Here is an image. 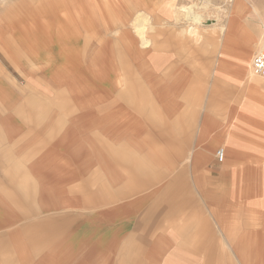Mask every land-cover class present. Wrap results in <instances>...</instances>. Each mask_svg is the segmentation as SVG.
<instances>
[{
    "label": "crops",
    "instance_id": "0c3cea01",
    "mask_svg": "<svg viewBox=\"0 0 264 264\" xmlns=\"http://www.w3.org/2000/svg\"><path fill=\"white\" fill-rule=\"evenodd\" d=\"M166 1L89 32L35 0L61 17L0 53V264H264V4L196 40ZM26 2L0 5L6 54Z\"/></svg>",
    "mask_w": 264,
    "mask_h": 264
},
{
    "label": "rangeland",
    "instance_id": "374dc122",
    "mask_svg": "<svg viewBox=\"0 0 264 264\" xmlns=\"http://www.w3.org/2000/svg\"><path fill=\"white\" fill-rule=\"evenodd\" d=\"M229 1L230 0H167L166 2L171 4L172 8L174 9L172 19H177L178 22H181V24L184 25V28L186 27L185 30H187V32H188V29L192 27L193 31L189 32L191 33L190 35H194L195 39L199 40V38L205 34L202 33V31L204 30H202L198 24H202V23L206 25L218 24V28L216 29H219L220 26L222 25H226V16H228V13H229V6H228ZM246 2L247 3L255 2L258 4L260 3L264 4V0H246ZM86 3H87V0H84L83 4L86 5ZM147 3H148V0H116V3L114 0H105L102 2V5L104 6L105 16L103 15L100 16L98 19H96L98 20L97 22L95 21V17L98 14V11H99L98 8L93 9L87 5L83 7L79 6L80 8H77L78 4L74 3L73 0H69V2H67L66 8L71 10L67 12L72 18H74L77 21L78 24L82 25L83 28L87 29L89 32H92L91 30L95 29L96 26H100V24L102 27H104V23H106L105 20H111V21H114V23H117L118 20L122 21L124 19H130V18L133 19L134 17L138 18V15H140V13L144 14V15H141V17L147 18L148 13H150V11L143 7V6L147 7ZM179 3H182V4H179ZM52 4L53 3H49V2L37 4L35 3V0H27L26 3H22L18 6H15L13 9L14 16H16V18H19L18 19L19 21H17V24L14 25L13 27L14 29L15 27L21 28V32H22L21 34L23 38L21 37L20 41H16L14 39H11L8 35H6L4 39L7 40V44H10L13 46L17 45L18 48L16 49V51H14V53H9V54L4 53L0 49V53L6 56L15 65H16V62H19L21 58H28L30 55H28L29 54L28 50L26 51L24 50L26 48L24 44L28 42L30 46L31 44L30 40L32 36L31 34H29V33H32L30 29L31 30L35 29V33H36L37 20L54 18V17L56 18L59 16L61 17L60 15L61 12L54 11ZM192 4L197 5L196 10L199 13H201L203 16L206 15L205 18L203 19V22L195 23L192 20H189V19L187 20V18L182 14L183 7H187ZM180 8L182 9L180 10ZM247 13L248 12L236 11L235 17L237 20H239L240 25L242 21L245 19V15ZM257 13L260 14L261 12H257ZM32 17H35V18H32ZM90 19L92 20L90 21ZM242 26H243V23H242ZM13 27H12V31H13ZM194 28H195V31H194ZM241 29H244V27L239 26L238 30H241ZM207 30L208 28L206 26L204 32L206 33L210 32ZM262 30H261V35L257 41V45L254 51L253 57L251 59L252 62H253L254 55L259 48L260 39L262 37ZM218 32L217 34L220 35V32L219 33ZM146 34H147V31H145V35ZM238 38L244 39V35L241 34V32H239ZM29 46L27 48H30ZM16 66L19 67L18 65ZM251 68H252V63H251L250 69ZM258 78L262 79L263 77L258 76ZM219 148H222V147H219Z\"/></svg>",
    "mask_w": 264,
    "mask_h": 264
},
{
    "label": "bare ground",
    "instance_id": "6f19581e",
    "mask_svg": "<svg viewBox=\"0 0 264 264\" xmlns=\"http://www.w3.org/2000/svg\"><path fill=\"white\" fill-rule=\"evenodd\" d=\"M97 1V0H96ZM231 2H232V4H234V9L233 10H235L234 11V13H235V15H236V11H242V12H248V3L246 2V0H230ZM100 2V1H99ZM3 3H5V0H0V5L1 4H3ZM98 3V2H97ZM196 5H191V6H187V7H183V9L182 8H180V10L182 9L183 11V15L187 18V20L189 19V20H192L193 22H199V23H201V22H203V19L205 18V16H203L201 13H199L197 10H196V7H195ZM103 7V6H102ZM255 8V7H254ZM104 9V8H103ZM61 10H63V9H61ZM65 11V10H64ZM129 11V10H128ZM180 12V11H179ZM61 13H62V11H61ZM177 13V12H176ZM146 14V13H145ZM141 15H144V14H141L140 13V15H138V17H141ZM177 15V14H176ZM64 16V15H63ZM147 16V15H146ZM241 16V15H240ZM177 17V16H176ZM182 17V16H181ZM142 18H144V17H142ZM146 18V17H145ZM148 18V17H147ZM207 22V21H206ZM107 23V22H106ZM6 24V23H5ZM241 27H243L242 26V23H241V25H240ZM253 29V28H252ZM244 30V29H243ZM139 31H141V30H139ZM191 31H193V30H191ZM255 32V31H254ZM141 34V33H140ZM243 35H244V33H243ZM245 36V35H244ZM249 69H250V66H249ZM251 70V71H250ZM249 71H250V73L251 74H254L253 76H255L256 74L254 73V71L252 70V68L250 69ZM247 76V75H246ZM256 76H258V75H256ZM258 78V77H257ZM253 79V78H252ZM259 79V78H258ZM260 80H262L263 82H264V77L261 79L260 78ZM259 83V82H258ZM254 107V106H253ZM262 179V178H261Z\"/></svg>",
    "mask_w": 264,
    "mask_h": 264
},
{
    "label": "built area",
    "instance_id": "2783aa9c",
    "mask_svg": "<svg viewBox=\"0 0 264 264\" xmlns=\"http://www.w3.org/2000/svg\"><path fill=\"white\" fill-rule=\"evenodd\" d=\"M262 29V37L259 48L253 58L252 69L256 75L264 77V25ZM216 157L220 162L224 161L225 149L223 147L217 150Z\"/></svg>",
    "mask_w": 264,
    "mask_h": 264
}]
</instances>
